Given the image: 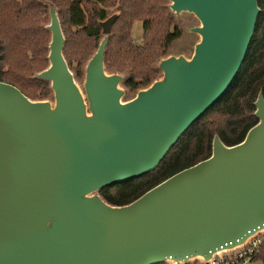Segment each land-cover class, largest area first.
Wrapping results in <instances>:
<instances>
[{"label": "water", "instance_id": "water-1", "mask_svg": "<svg viewBox=\"0 0 264 264\" xmlns=\"http://www.w3.org/2000/svg\"><path fill=\"white\" fill-rule=\"evenodd\" d=\"M40 2L49 15L48 64L33 77L48 81L52 99H30L0 81V264L210 260L264 229L261 91L257 123L241 142L226 146L215 135L208 158L128 204L98 193L153 171L217 103L253 37L257 0H169L171 14L198 21L187 27L197 39L188 56L159 57L160 75L131 97L123 89L128 74L105 67L107 35L76 83L58 11Z\"/></svg>", "mask_w": 264, "mask_h": 264}, {"label": "trees", "instance_id": "trees-1", "mask_svg": "<svg viewBox=\"0 0 264 264\" xmlns=\"http://www.w3.org/2000/svg\"><path fill=\"white\" fill-rule=\"evenodd\" d=\"M50 1L59 9L66 36L64 58L77 73L102 35L100 22L115 7L118 15L110 24L104 64L108 71L126 72L124 85L132 91L157 77L152 63L165 55L181 34L165 0ZM257 5L260 11L253 37L226 92L188 127L153 171L99 190L107 203L120 206L132 202L169 176L208 158L215 135L231 146L241 142L257 123L253 103L259 91L264 98V0H257ZM46 15L47 7L40 0H0V81L14 85L30 99L47 94L44 80L31 79L46 65ZM135 21L142 24L141 43H135L131 35ZM256 259L264 261V247Z\"/></svg>", "mask_w": 264, "mask_h": 264}, {"label": "rangeland", "instance_id": "rangeland-1", "mask_svg": "<svg viewBox=\"0 0 264 264\" xmlns=\"http://www.w3.org/2000/svg\"><path fill=\"white\" fill-rule=\"evenodd\" d=\"M43 1H46V2H50L52 4H54L52 1L50 0H43ZM165 6L166 8L168 9L169 11V8H168V4H169V0H165ZM55 5V4H54ZM57 11H58V16H59V9L58 7L55 5ZM112 13L108 16L107 19L101 21V37L100 39L98 40V42L96 43V45L94 46L93 50L90 52V54L87 56L86 60L83 62V64H81V67H80V71L77 73V72H74L73 70L72 73L75 74V79H76V83L81 86V83H82V80H83V67H84V64L86 63V61L88 60V58L92 55V53H94V51L96 50L101 38L104 36V35H108L110 33V24L111 22L114 20L115 16L118 15V12L115 11V7L113 8H110L109 9ZM174 23L177 25V27H179V30L181 32L179 38H177L176 40H174L172 42V44L170 45V47L168 48L167 50V54L169 53H172V54H178V53H182L184 54L185 56H188L189 53H190V50H191V46H192V43L196 41L197 39V36L193 33H190L188 30H187V27H190V26H194V25H197L198 24V21L192 17V16H189V15H179V16H174L173 14H171V12L169 11ZM49 20V15H48V10H47V15H46V18H44V26L46 25V23L48 22ZM60 20V18H59ZM105 23H108L109 24V29L107 32H105L103 30V25ZM60 25H61V28H62V31H63V26H62V23H61V20H60ZM48 32V30H47ZM63 34H64V37H65V43H66V36H65V33L63 31ZM131 35H132V38L134 40L135 43H141L142 41V24L140 21H135L131 27ZM48 39H49V32H48ZM64 43V45H65ZM169 51V52H168ZM166 54V55H167ZM165 56V55H163ZM47 58V56H46ZM158 59V58H157ZM156 59V60H157ZM156 60H154V62L152 63V65L154 66L155 63H156ZM48 64V61L46 59V65ZM45 65V67H46ZM44 67V68H45ZM37 73V72H34L32 75H31V79H36L34 78V74ZM160 75V71L158 70L157 71V77ZM44 82L46 83V89H47V94L43 97H37V98H34L33 100H42V99H47V100H51L52 99V91L50 90L49 88V83L48 81H45ZM123 87V86H122ZM124 90H126L127 92V97H131L134 95V91L132 90H129L126 86L123 87ZM40 92V90L38 91V93ZM126 99V96L123 98V100ZM263 235H264V229L260 230V231H257L255 232L253 235H251L246 241L252 239L253 237H258V238H263ZM245 241V242H246ZM264 242V238L262 239V243L260 244L259 246V254L263 251V247L264 245H262ZM224 251V250H222ZM258 254V255H259ZM257 255V256H258ZM256 257H252L247 263L245 264H264V261L263 260H258L256 259Z\"/></svg>", "mask_w": 264, "mask_h": 264}, {"label": "built area", "instance_id": "built-area-1", "mask_svg": "<svg viewBox=\"0 0 264 264\" xmlns=\"http://www.w3.org/2000/svg\"><path fill=\"white\" fill-rule=\"evenodd\" d=\"M262 239L253 237L234 250L217 252L210 260L191 258L177 262L170 259L165 260L161 264H245L258 253Z\"/></svg>", "mask_w": 264, "mask_h": 264}, {"label": "bare ground", "instance_id": "bare-ground-1", "mask_svg": "<svg viewBox=\"0 0 264 264\" xmlns=\"http://www.w3.org/2000/svg\"><path fill=\"white\" fill-rule=\"evenodd\" d=\"M240 245H241V244H240ZM240 245H239V246H235V247H233L231 250H234V249L240 247ZM231 250H230V251H231Z\"/></svg>", "mask_w": 264, "mask_h": 264}]
</instances>
